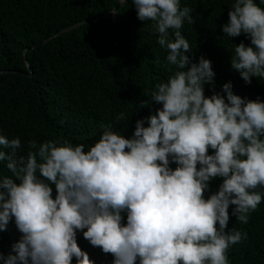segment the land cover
<instances>
[{"label":"clouds","instance_id":"1","mask_svg":"<svg viewBox=\"0 0 264 264\" xmlns=\"http://www.w3.org/2000/svg\"><path fill=\"white\" fill-rule=\"evenodd\" d=\"M132 3L168 53L171 75L140 104L159 107L136 121L130 138L116 127L126 118L119 113L87 151L58 139L29 140L21 154L19 137L0 135V162L12 174L0 178V232L14 220L21 234L0 253L3 264H95L78 233L113 264H229L232 246L248 239L228 230L229 209L247 224L264 200L257 191L264 189V102L233 94L230 82L223 95L214 91L211 61L193 62L182 34L185 22L195 24L191 7ZM228 17L224 36L250 41L235 45L231 68L246 84L264 80V8L234 0Z\"/></svg>","mask_w":264,"mask_h":264},{"label":"trees","instance_id":"2","mask_svg":"<svg viewBox=\"0 0 264 264\" xmlns=\"http://www.w3.org/2000/svg\"><path fill=\"white\" fill-rule=\"evenodd\" d=\"M233 2L181 0L182 7L193 9L195 21L185 22L182 34L194 50L189 53L193 62L201 56L211 61L215 92L230 82L233 94L264 102V80L253 78L246 84L230 65L235 45H250L243 34L227 38L222 32ZM255 2L264 8L261 0ZM117 4L118 0H0V135L19 137L21 154L27 152L29 140L58 139L84 144L87 151L99 140L101 125L115 123L121 112L126 118L116 127L130 138L136 121L159 107L140 104L150 99L145 94L156 83L171 75L168 53L158 44L151 24L138 20L132 0L118 8L111 27V11ZM92 20L96 24H82L35 48L64 28ZM212 94L211 86H206L205 95ZM11 176L0 162V178ZM221 183L219 178L212 181L211 192ZM231 211L230 207L228 230L247 232L248 239L232 246L229 264H264V200L247 224L236 222ZM20 235L13 220L8 231L0 232V253L6 256ZM77 243L95 264H113V256L91 246L82 233L77 234Z\"/></svg>","mask_w":264,"mask_h":264},{"label":"water","instance_id":"3","mask_svg":"<svg viewBox=\"0 0 264 264\" xmlns=\"http://www.w3.org/2000/svg\"><path fill=\"white\" fill-rule=\"evenodd\" d=\"M125 1H126V0H118V4H117L116 7L111 11V15H112V22H111V25H110L111 27L114 26V25L116 24V22H117L116 12H117L118 8H119L123 3H125ZM86 23H89V24H96V20H92V21H89V22L83 21V22H80V23H77V24L71 25V26H69V27H67V28H64V29H62L61 31L57 32L54 36H52V37H50V38L44 40V41L41 42V43H39L35 48H37L38 46H40L41 44L47 42L49 39H51V38H53V37H55V36H58V35H60V34H62V33H65V32H67V31H69V30H71V29H74V28L79 27V26H81L82 24H86ZM35 48H34V49H35ZM27 69L29 70L28 76H31V75H32V73H31V69L29 68L28 65H27Z\"/></svg>","mask_w":264,"mask_h":264}]
</instances>
